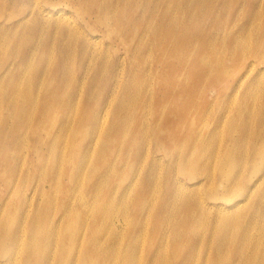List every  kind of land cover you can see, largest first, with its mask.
I'll return each mask as SVG.
<instances>
[{"label": "bare ground", "instance_id": "obj_1", "mask_svg": "<svg viewBox=\"0 0 264 264\" xmlns=\"http://www.w3.org/2000/svg\"><path fill=\"white\" fill-rule=\"evenodd\" d=\"M14 1L0 0V264H264V0ZM148 136L163 186L155 163L136 177Z\"/></svg>", "mask_w": 264, "mask_h": 264}, {"label": "rangeland", "instance_id": "obj_2", "mask_svg": "<svg viewBox=\"0 0 264 264\" xmlns=\"http://www.w3.org/2000/svg\"><path fill=\"white\" fill-rule=\"evenodd\" d=\"M62 5L64 4L63 3V0H60L59 1ZM9 4H15V1L14 0H10V2H9ZM262 7H264V4H262ZM23 11V10H22ZM246 12V11H245ZM244 12V13H245ZM251 28H253L252 26H251ZM262 29H264V28H262ZM261 68H264V64H262L261 65ZM231 71H232V69L229 71V77L227 78V82H228V84H230L231 83V77H230V74H231ZM253 75V74H252ZM252 75L243 83V85L240 87V88H237V90H235V91H233L231 94H232V96H226V97H224V99H226V101L228 102V104H231V103H234V104H237L235 101H239V100H241L242 99V95H243V88L247 85V83L251 80V78H252ZM221 87L220 86H216V89H220ZM207 112V111H206ZM207 114L210 116V117H213V116H216V113L213 111L212 113L211 112H207ZM176 133H177V135L179 136V137H183V136H186V131L185 130H182V129H179V130H176L175 131ZM40 134L41 135H44V133L43 132H40ZM149 139H152V137L151 136H148L147 137V140H143L142 141V144H141V147H140V149H142L141 150V153H140V155H141V160H139L138 161V165H137V167H136V169H135V173H136V177H138V179H141V178H143V176H144V174H145V171L146 170H148V169H150V168H152V165H153V163H155L156 164V166H155V168H158V172H157V175H156V178H157V181H158V185L159 186H163L164 185V183H165V181H164V178H165V175H164V172L163 171H160L159 169H160V167L161 166H163L167 161H166V159L161 163V162H152V161H149V160H145V152L143 151V149H147V142H148V140ZM149 145H150V149H152V148H154L155 147V144H154V139H152V141L151 142H149L148 143ZM185 145H183L182 147H184ZM223 149L225 150V147H223ZM181 150H182V148H181ZM177 154H179V152L178 151H176L175 153H173L172 155H177ZM249 154H250V147L249 146H247V155L249 156ZM46 155H49V154H46ZM122 157H123V155L122 156H120V155H118L117 156V158L116 159H118L119 161H120V164L122 163ZM47 158V157H46ZM38 159L34 156L33 157V159H32V162H36ZM41 174H42V176L43 177H45V173L44 172H42L41 171ZM218 174V173H217ZM35 175H34V173L32 172V178H31V180H30V182L29 183H27V185L24 187V191H23V195H25L28 199H29V196H30V190L33 188V186L34 185H36L38 182L37 181H39V180H41L42 178H39V175H37V177H34ZM218 180V179H217ZM61 181H64V182H68V178H66V176H62V179H61ZM37 182V183H36ZM125 182V180L123 181V182H121V183H124ZM218 182L219 181H217L216 183H217V185H216V187L218 186ZM126 183H127V181H126ZM132 186H130L129 187V189L127 190V193H126V195L128 194V192H129V190H130V188H131ZM45 191H47V192H49V187H48V185L46 184V187H45ZM86 196V195H85ZM33 197V199H32V207L30 208L31 209V212L32 213H34V214H37V215H41L42 214V212L39 210V208L37 209V205L38 204H40L39 205V207H42L43 205H44V203H45V199H44V195H42V196H39V194L38 193H36L35 195H33L32 196ZM87 197V196H86ZM44 199V200H43ZM57 199H58V202L60 203V195L59 196H57ZM29 202L31 203V201H30V199H29ZM11 205H14V203H11ZM17 207H19V208H22L20 205H18L17 204ZM133 211L132 210H130V208L128 207V209H127V214L129 215L128 216V220L123 216V214H124V209H122L121 211H120V213H119V215L118 216H116L115 218H114V220H116L115 221V224L117 225V227H119V228H127V227H131V220H132V217H130L132 214ZM62 214V211L61 210H58L57 211V216H60ZM32 217L31 216H28V220H30ZM1 223V222H0ZM122 226H121V225ZM151 224H152V218L151 217H147L146 218V227L147 228H149L150 226H151ZM132 228V227H131ZM148 238V235H146L145 237H143L142 238V241H141V243H140V247H141V249H142V254H143V251L145 250V248H146V246H147V244H148V242H149V240L147 239ZM127 244H128V242L126 241L124 244H123V246H127ZM9 255V257L10 258H13L14 257V254H8ZM124 254H117L113 259L115 260V261H117L119 264H122V256H123ZM82 256V254H79V258ZM145 257H146V254H143V256H142V261L143 260H145ZM1 259V258H0ZM16 259L17 260H20L21 259V256H17L16 257ZM4 259H1V261H3ZM22 261H24V259L22 260ZM139 261V260H138ZM139 262H141V261H139Z\"/></svg>", "mask_w": 264, "mask_h": 264}]
</instances>
